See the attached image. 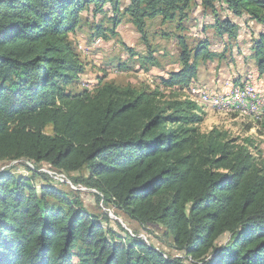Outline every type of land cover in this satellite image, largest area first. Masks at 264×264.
I'll return each instance as SVG.
<instances>
[{
	"label": "trees",
	"instance_id": "1",
	"mask_svg": "<svg viewBox=\"0 0 264 264\" xmlns=\"http://www.w3.org/2000/svg\"><path fill=\"white\" fill-rule=\"evenodd\" d=\"M120 1L0 0V163L34 167L25 166L27 178L13 167L0 172V264H264V166L228 132H201L203 107L184 93L200 60L224 53L207 42L192 50L180 36V69L155 87L67 90L85 70L71 41L82 13L113 2L118 14ZM127 1L125 14L145 39L149 19L179 17L183 30L194 0ZM217 3L264 27V0H201L214 13ZM216 31L238 36L229 20ZM149 49L145 65L161 68ZM253 52L263 74L264 33ZM256 117L264 130V111ZM45 166L98 191L142 228L163 230L181 255L121 225L116 233L107 214H91L76 193L51 185Z\"/></svg>",
	"mask_w": 264,
	"mask_h": 264
},
{
	"label": "rangeland",
	"instance_id": "2",
	"mask_svg": "<svg viewBox=\"0 0 264 264\" xmlns=\"http://www.w3.org/2000/svg\"><path fill=\"white\" fill-rule=\"evenodd\" d=\"M113 2L107 3L101 12L96 11L92 5L82 13L81 28L71 36V41L85 70L79 81L70 85L67 90L73 94H81L84 91L93 93L101 82H112L120 87H155L161 77L180 69V36L192 50L207 42L210 52L218 56L224 53V56L214 61L200 60L198 79L184 90V93L197 100L196 103L203 107L205 117L201 132L205 133L213 128L228 132L239 145L247 147L254 162L264 166V130L256 117L262 112L258 115L247 111L231 113V110L222 107V99L243 83H252L258 96L264 97V73L259 72L253 52L255 42L264 33V27L250 20L247 15L234 16L223 4H216L215 14L211 9L204 8L201 0H194L189 15L186 14L181 25L185 30L179 27V17L165 24L161 22V18L149 19L145 25L144 39L125 14L129 1H120L118 14ZM226 20L237 25L236 39L217 34V22L223 23ZM115 22H118L117 26ZM149 47L157 49L155 57L158 58L161 68H148L145 65ZM218 100L222 106L218 105ZM25 166L34 169L28 161L21 160L0 163V172L13 167L14 174L27 178L29 173ZM44 169L54 177H61L55 180L50 176L51 185L64 192L76 193L88 212L95 215L107 214L111 220L109 228L116 233H122L118 226L121 225L130 232L138 231L144 241L154 245L167 256L181 255L173 248L170 239L163 235V230L142 228L120 215L114 207H107L103 201L98 200L97 195L101 196L98 191L75 185L68 176L49 171L50 168L46 166L41 170ZM62 178L67 179L70 184L65 183ZM228 240L229 236H223L218 246L226 245ZM187 264H192V261Z\"/></svg>",
	"mask_w": 264,
	"mask_h": 264
},
{
	"label": "built area",
	"instance_id": "3",
	"mask_svg": "<svg viewBox=\"0 0 264 264\" xmlns=\"http://www.w3.org/2000/svg\"><path fill=\"white\" fill-rule=\"evenodd\" d=\"M229 94H232V99H243L245 101V107L249 111H254V108H261V112L264 111V99L262 97H258V93H254V87H252V83L243 86V89L240 91H231ZM205 100H209V99H205ZM209 101H213V99H210ZM41 172H45L46 174H48L46 169L42 170ZM48 175L53 177L55 180L61 179V177H54V175H50V174ZM62 180L65 183L70 184V182L67 179L62 178ZM140 238L143 239V237L141 236Z\"/></svg>",
	"mask_w": 264,
	"mask_h": 264
},
{
	"label": "bare ground",
	"instance_id": "4",
	"mask_svg": "<svg viewBox=\"0 0 264 264\" xmlns=\"http://www.w3.org/2000/svg\"><path fill=\"white\" fill-rule=\"evenodd\" d=\"M246 83H243L241 85V87H235L232 91H240L243 89V86H246V85H249V84H246ZM239 85V84H238ZM234 87V86H233ZM193 93V92H192ZM254 93H256V91H254ZM259 97V96H258ZM219 99V98H218ZM264 99V97H263ZM221 100V99H219ZM218 100V105L219 106H222L220 105V101ZM197 101V100H196ZM198 102V101H197ZM222 104L223 106L222 107H226L227 110H231L230 112L231 113H236L238 111H242L243 113H245L246 111L249 112V113H252V114H259L261 113V108H254V111H249L246 107H245V101L243 99H232V94H229L227 96H225L223 99H222ZM224 109V108H223ZM246 112V113H247ZM230 113V114H231ZM251 114V115H252ZM250 115V114H249Z\"/></svg>",
	"mask_w": 264,
	"mask_h": 264
}]
</instances>
